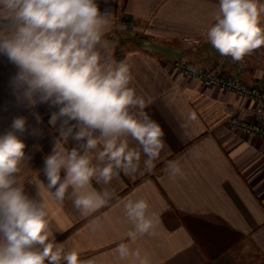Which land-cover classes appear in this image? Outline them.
I'll use <instances>...</instances> for the list:
<instances>
[{
  "label": "crops",
  "instance_id": "obj_1",
  "mask_svg": "<svg viewBox=\"0 0 264 264\" xmlns=\"http://www.w3.org/2000/svg\"><path fill=\"white\" fill-rule=\"evenodd\" d=\"M100 5L110 13L107 35L125 33L135 28L131 24H137L158 40L129 49L122 57L117 56L118 51L111 49L110 53L129 66V86L148 104L144 111L162 127L166 147L151 169L144 167L142 156L137 172H121L108 185L93 181V187L107 189L113 198L88 217L80 214L71 199L59 205L42 192L49 201L50 230L57 241L67 240L68 248L78 249L81 259L95 257L97 264H138L133 258L120 260L113 250L128 243L125 234L132 228L122 202L143 198L154 227L132 247L147 256L150 264H264V139L227 124L231 113L253 123L254 102L204 87L173 69L176 62H194L205 69L220 63L225 72L254 83L264 77V47L245 56L242 61L246 64L239 68L231 57L221 56L211 46L206 33L215 22L217 0H100ZM127 16L130 24L124 21ZM186 37L198 42H183ZM15 72V66L0 55V132L18 115L27 116L31 127L43 130L42 136L23 137L32 159L21 165L20 179L35 196L33 184L44 179L37 172L57 135L48 123L55 109L46 104L34 109L43 118L37 125L33 110L18 105L9 87ZM192 112L197 117L194 121ZM72 146L75 142L70 140L68 147ZM172 162L181 168L182 177L170 176ZM93 220L98 225L95 231L90 226Z\"/></svg>",
  "mask_w": 264,
  "mask_h": 264
},
{
  "label": "clouds",
  "instance_id": "obj_2",
  "mask_svg": "<svg viewBox=\"0 0 264 264\" xmlns=\"http://www.w3.org/2000/svg\"><path fill=\"white\" fill-rule=\"evenodd\" d=\"M217 2L206 37L221 56L239 62L264 47V4ZM110 25V13L100 0H0V55L16 68L9 87L18 105L33 110L37 125L43 118L34 109L41 104L55 109L48 123L57 133L37 172L44 179L33 184L32 196L20 179L21 165L32 159L23 137L42 136L43 130L18 115L0 132V264H97L95 257L81 259L67 240L57 241L42 192L59 205L71 199L88 217L113 198L107 189L93 187V181L108 185L121 172H137L142 156L144 167L151 169L166 147L162 127L129 86V66L111 57L114 42L106 38ZM190 118L196 120V113ZM70 140L75 146L68 147ZM169 174L183 175L175 162L169 164ZM122 203L132 228L125 234L128 243L113 251L122 261L150 264L132 247L154 227L149 204L143 198ZM90 226L95 231L97 221Z\"/></svg>",
  "mask_w": 264,
  "mask_h": 264
},
{
  "label": "built area",
  "instance_id": "obj_3",
  "mask_svg": "<svg viewBox=\"0 0 264 264\" xmlns=\"http://www.w3.org/2000/svg\"><path fill=\"white\" fill-rule=\"evenodd\" d=\"M186 42H198L195 38H184ZM173 69L179 75L190 79H197L201 84L234 93L242 99H249L259 104L253 109L254 121L245 122L235 113L228 115L227 124L232 129H237L245 134H253L264 139V87L260 84L243 82L235 76H222L221 70L204 69L195 64L175 63Z\"/></svg>",
  "mask_w": 264,
  "mask_h": 264
},
{
  "label": "rangeland",
  "instance_id": "obj_4",
  "mask_svg": "<svg viewBox=\"0 0 264 264\" xmlns=\"http://www.w3.org/2000/svg\"><path fill=\"white\" fill-rule=\"evenodd\" d=\"M128 24H130V23H128ZM133 27H135V28H133L132 30L131 29H128V31H126L125 32V37H128L129 36V34L130 33H132V34H134L136 37H135V39H136V41H139V42H141L140 43V47H142V45H144V44H154L155 42H157L158 40H156V39H153V38H151L150 36H148L144 31H142V30H140L141 29V27L139 26H136L135 24V26L133 25V24H131ZM141 40V41H140ZM183 42H186V41H184V40H182ZM140 47H137V48H140ZM131 49H133V48H131ZM119 52V51H118ZM118 52H116L117 54H118ZM115 54V53H114ZM113 55V54H112ZM183 63H185V64H191V65H193V64H195L196 66H199V67H202V68H204L205 69V67H203V66H200V65H197L196 63H192V62H189V61H185V62H183ZM233 64L234 65H237L239 68H242V67H244L245 66V64L246 63H244L242 60L241 61H239V62H236V61H234L233 62ZM258 64V63H257ZM258 69H260L261 67H262V64H258L257 66H256ZM208 69V68H207ZM214 69H216V70H221L222 71V73H221V75L222 76H226V77H228V76H235L236 78H238L239 80H241V81H243L244 83L245 82H247V80H244V78L243 77H238V76H236L235 74H230V73H227V72H225L223 69H222V67H221V64L219 63L217 66H216V68H214ZM262 69V68H261ZM264 78V77H263ZM256 79V80H254V83H251V84H256V85H258V84H260L262 87H264V79ZM192 80H197V79H192ZM198 81V80H197ZM199 82V81H198ZM200 83V82H199ZM247 83H249V82H247ZM201 84V83H200ZM201 85H203V84H201ZM204 87H207V86H205V85H203ZM234 94V93H233ZM235 95V94H234ZM237 97V96H236ZM254 102V101H253ZM257 106H259V104L258 103H256V102H254V105H253V108L252 109H254L255 107H257Z\"/></svg>",
  "mask_w": 264,
  "mask_h": 264
},
{
  "label": "trees",
  "instance_id": "obj_5",
  "mask_svg": "<svg viewBox=\"0 0 264 264\" xmlns=\"http://www.w3.org/2000/svg\"><path fill=\"white\" fill-rule=\"evenodd\" d=\"M124 21L126 24L131 23L132 20L129 16L124 17ZM125 33L123 32H115L107 35V39L114 42L113 51H119L117 56L122 57L125 52L129 51L131 48L140 47L139 41H136L135 35L130 33L128 37H125ZM141 41V40H140ZM116 56V57H117Z\"/></svg>",
  "mask_w": 264,
  "mask_h": 264
}]
</instances>
